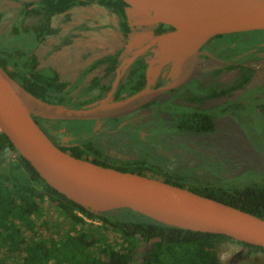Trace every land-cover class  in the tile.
Returning <instances> with one entry per match:
<instances>
[{
  "label": "trees",
  "instance_id": "1",
  "mask_svg": "<svg viewBox=\"0 0 264 264\" xmlns=\"http://www.w3.org/2000/svg\"><path fill=\"white\" fill-rule=\"evenodd\" d=\"M92 5L113 15L118 33L128 38L130 29L125 14L127 6L121 0H40L28 10L26 8L30 5H25L19 13L21 18H15L10 29V34L22 43L21 48L9 47L0 42V67L25 91L41 101L70 106L64 92L67 83L60 81L51 68L37 69V59L30 53L46 38L57 35L58 30L51 27L52 17L65 15L75 7ZM26 18L29 19L24 20ZM156 26L152 29L154 37L173 30L171 26L159 23ZM69 43V36H66L60 45ZM117 55L118 53L94 61L85 71L106 63L108 75L116 66ZM145 67L147 65L142 58L132 61L125 82L119 89H129L130 93L141 91L145 84ZM249 79L250 74L240 73L227 90L242 88ZM97 87L101 91L108 88L99 86L98 80L92 79L83 91L88 93ZM213 88L214 96L223 93L218 92L216 87ZM87 104L89 101L78 102L73 107L80 108ZM226 109H215V116L213 113L195 110L177 118L172 129L182 135L211 133L217 116L222 115ZM33 120L55 144L65 136L56 132L61 123L54 127L48 124V128L46 124L51 123L50 121L35 117ZM258 121L264 128V118H258ZM67 122L89 125L84 131L90 137H84L82 131L71 132L72 128L65 126L68 136L77 140V145L68 149L69 152L56 144L60 150L75 158L89 160L104 168L159 179L264 219V173H249L231 180L217 177L207 181L194 177L189 172L168 170L155 162L147 152H139V156L132 160L113 161L93 146V122ZM262 147L264 150V146ZM12 158L15 160H11ZM43 210L48 212L46 216L49 220L57 219L58 224L52 227L47 224ZM74 211L87 219H95L100 225L96 227L88 224L76 216ZM36 219H40L41 223H37ZM139 238L144 242L158 239L152 243L151 252L141 263H137L139 253H134ZM224 242L241 246L239 258L264 252L262 248L235 242L223 235L191 232L162 225L126 209L93 214L49 188L29 163L15 154L8 139L0 133V264H8L9 256L12 260L18 259L11 264H220L216 248Z\"/></svg>",
  "mask_w": 264,
  "mask_h": 264
},
{
  "label": "water",
  "instance_id": "2",
  "mask_svg": "<svg viewBox=\"0 0 264 264\" xmlns=\"http://www.w3.org/2000/svg\"><path fill=\"white\" fill-rule=\"evenodd\" d=\"M121 1L127 6L125 14L130 26L132 23L149 26L162 23L174 29L169 35L153 38L150 28H146L141 41L157 44L159 52L155 50L153 58L148 61L145 88L123 101L113 103L106 98L76 108L41 101L25 91L0 67V133L8 139L15 154L28 162L49 188L93 214L126 209L162 225L223 235L235 242L264 249V219L159 179L120 172L75 158L54 145L33 120L35 117L52 122H97L124 116L127 113L124 111L132 104L151 96V78L164 63H170L176 74L184 58L194 54L201 45L189 47L180 41L185 32L177 28L174 19L185 25L193 37L264 30V24L256 22L254 10L247 5L252 2L264 6V0H213L211 13L205 10L209 6L206 0ZM230 7L246 17V24L240 30H217L221 27L222 13ZM129 35V44L136 45V36ZM142 51L143 48L137 53ZM132 61L133 56L128 64ZM115 83L110 93L115 89ZM155 241L158 239L149 241L151 249Z\"/></svg>",
  "mask_w": 264,
  "mask_h": 264
},
{
  "label": "flooded vegetation",
  "instance_id": "3",
  "mask_svg": "<svg viewBox=\"0 0 264 264\" xmlns=\"http://www.w3.org/2000/svg\"><path fill=\"white\" fill-rule=\"evenodd\" d=\"M6 1H13L19 5L17 7L18 9L16 8L13 10L12 15L15 20V18H21L19 13L25 5H30L26 8V10H28L34 7L40 0H0V3ZM82 8L88 7H75V9L78 10ZM54 17L51 18V27L53 28H55V26H53ZM27 19L29 18L24 20ZM14 20L12 24L14 23ZM101 20H104V18H101ZM77 23L78 24L69 28V33L75 31L81 34L82 31L80 29L87 24V21L80 18ZM12 24L7 33L0 34L1 42H9L11 41L10 39H14V36L10 34ZM111 24L112 26L114 25V27H111L114 33V38L109 34H105V30L108 29L107 27H96V29L98 28L99 30L98 35L101 34L104 36V39L107 38L108 42L106 43L112 42L111 48L108 50L92 48L91 50H86L85 54H82L80 51L81 48L76 50L75 47L71 46L70 48L73 49L69 48V68L66 69L65 72L56 67H51L49 65V58L55 52L62 50L65 46H70L69 44L72 43V41L65 46H61L60 44L53 46L52 49L45 54L43 60H48V62L43 68H51L57 74L60 81L67 83L64 92H67L68 88L76 89L86 83L83 86L85 88L89 85V82L92 79H97L99 86L108 88L104 91L99 90L98 87L92 89L86 94L88 97L84 96L85 102H90L94 96L98 101L109 98L115 103L123 101L140 91L130 93L129 89H119L120 85L125 82L128 69L131 67L132 62L128 64L123 71L119 70L121 56L125 51L127 37H122L118 33L115 18ZM128 27L131 32L129 23ZM155 27H157L156 24L149 27L151 33L152 29ZM173 31L174 29L162 34V36L169 35ZM58 32L60 31L58 30ZM79 34H77V36H79ZM162 36H157L156 38ZM152 37L154 38V36ZM49 38L52 37L46 38L42 44L37 45L30 53V55L33 54L37 59V69H43L40 68L41 60L37 51L48 42ZM149 43L150 42L146 44ZM200 44H198L200 46L194 54H191V58L189 56L184 58L181 65L177 68L176 74L172 73L170 63H164L155 77L151 78L152 83L150 88L153 90L151 96L145 98L140 103L137 101L132 104L129 109L124 111V113L127 112L124 116L112 119H101L97 122L91 121L93 122L91 131L95 135L93 138L95 140V145L93 146L97 147L107 159L117 161L104 150L105 147L101 145L103 140H108V143H111L112 145H123L129 150H133L136 157L139 156V152L152 154V152L163 150L172 156L174 154L176 157L181 158L183 155L181 149H183L186 151L184 154L186 155L185 157L189 158L190 161H192V158L190 157L193 154H196L195 157L197 160L194 159L195 161H192L195 164L193 168L201 166L202 169H207L210 173L214 171L221 173L219 169H225L227 167L226 163L220 162L221 160H219L217 164L215 162L209 163L207 160H200L198 158L199 155L195 151L196 148L194 145L199 144L201 140L207 141L209 137L216 134L218 130L230 131L231 127L233 129L232 132L236 129L234 137L236 140H239L240 146L249 148L250 150L252 149L256 156L261 159L260 157L264 155V150L262 146L259 147L256 144L257 142L254 136L258 131L260 132L264 130L258 121V118H264V110H262V108H264V30L217 34L208 37ZM74 48L77 52L74 51ZM144 49L140 54L137 53L139 51L137 50L135 53L131 54L130 57L133 56V62L136 59L142 58L143 62L148 67V59L153 58L154 56L153 50H158L157 44H149L148 47H146L145 50ZM97 53L98 56L91 58L92 62L89 65L84 67L81 66L82 68H79L78 65H80V61H85ZM116 53H118L116 66L108 75H106V63L99 66L97 65L91 71H85L94 61L106 56L115 55ZM135 54L138 55L134 58ZM240 73L250 74L249 82L242 88L227 90ZM146 76L147 68L145 67L143 73L145 84L141 90L145 88L147 81ZM180 79L181 83L179 84L178 80ZM115 81H117V83H115ZM114 83L115 89L110 93ZM170 86L174 87L168 90H163L162 92L158 91L161 88L164 89ZM213 87H216L218 92L220 91L223 93L220 96H214L213 90L215 89ZM221 107H226L227 109L225 112H222V115L217 116V119L214 121V131L211 133L202 135H182L172 129L175 120L180 116L188 115L195 110L198 112H205L206 114L213 113L215 109ZM215 114L216 113H213V116H215ZM226 120L227 122H225ZM50 122L51 123L46 124L48 128L49 125L54 127L57 126L58 123H61L60 128H58L56 132L57 134L65 136L60 138L61 141L56 144L65 147L67 152H69L68 149L77 145V140L72 136H68L69 133L67 134V129L64 126L67 121ZM232 124H234V126ZM41 126H43V123H41ZM61 130H64V132H61ZM156 130H158V132H156ZM87 136L90 137L91 135L88 134ZM121 140H124L125 142L121 143ZM141 140L146 141L141 142ZM51 141L56 145L53 140ZM55 141L57 142V140ZM183 165H186L187 168L191 166L190 164H187V162ZM217 177L219 176L216 175L215 178ZM149 241L144 242L141 240L137 243L134 251L135 254L139 253L137 263L143 262V258L151 252L152 249Z\"/></svg>",
  "mask_w": 264,
  "mask_h": 264
},
{
  "label": "rangeland",
  "instance_id": "4",
  "mask_svg": "<svg viewBox=\"0 0 264 264\" xmlns=\"http://www.w3.org/2000/svg\"><path fill=\"white\" fill-rule=\"evenodd\" d=\"M214 1H216V0H214ZM214 1L213 0H206L205 3L208 4L209 7H211L212 5H214ZM248 4H250V9L252 10L255 3L249 2ZM18 6L19 5L13 1H6L4 3L3 2L0 3V34L7 33L10 25L12 24V22L14 20V16L12 15L13 10H15ZM206 8H207V6H206ZM206 8H205V10H206ZM102 10L98 9V11H96L94 8L90 7V9H88V10H83V9L78 10L77 9V10L71 12L69 15H59V16L54 17L53 18V26H55V28H57L60 32H58V34L56 36L49 38L48 42L39 51H37V53L40 55L39 58L41 60L40 68H43L45 65H47L48 60H43L45 54L48 53V51L50 49H52L53 46L59 45L61 40L66 36H69L70 41H72V43L69 44L70 46H67V47L65 46L62 50L57 51L54 54H52L49 58V62H50V60H52V58H55L56 66L58 67L59 70H62L64 72L66 69L69 68L68 67L69 66L68 61H70V59H69V57H70L69 48L71 46L75 47L76 50L78 48H81L80 51L82 52V54H85L86 50H88V49L91 50L92 48H101L102 50L110 49L112 46V42L106 43V42H108L107 38L104 39L103 35H101V34L98 35V31H99L98 28L100 27L101 24H98V26L92 25L91 28L94 30H90V31H88L89 27L86 26V29L84 31L81 30L83 32L81 34L75 32V31H72L71 33L74 35L73 37H71V33H69V31H70L69 28L74 25L72 23V21L70 22L69 16H71V18L75 17L73 20L75 21V23H77L80 18L84 21L92 20V19H88V18L86 19L87 16H91L93 18L95 16H98V18H100L101 15L106 14ZM211 11H212V7H211ZM211 11L208 12L206 10L207 13H211ZM66 14H68V13H66ZM66 16H67L68 21L66 20V22H65ZM241 16H242V18L244 17V15H241ZM222 19H224V20H222ZM225 19H226V17H225V10H224V12L221 15V21H223V22L220 21L222 23V24L220 23L221 25L224 24ZM241 20L242 19L240 18V20L238 22H240ZM102 26L107 27L108 29H111V25L108 26L107 24H102ZM96 27H98V28L96 29ZM130 27H131L130 35L136 36L137 44L136 45H130L131 43L129 44V42H128L129 39L127 40V42L125 44V51L121 56V64L119 67L120 71H123L126 68V66L128 65V61L131 58L130 57L131 54L135 53L137 50H141L142 48L146 49V47H148V45H149V44H146V42L141 41V40H143V38L146 34V28L150 27L149 25H147V24L138 25V24L132 23ZM178 29H181L186 33V34L184 33L182 35L183 38H181L180 41H183L189 47H195V46L197 47L198 44L202 43L206 39V37H201V36H198V37L190 36V35H192V33H190L189 31H187L183 28H178ZM107 30H105V34H109L112 38H114L113 31L110 32ZM77 34H79V36H77ZM10 40L11 41H9V42H1V41L0 42L2 44L8 45L9 47H15L16 46L18 48H21L22 43L20 41L16 40L15 38L14 39L12 38ZM150 45H154V44H150ZM75 48H74V51L77 52L75 50ZM157 48H158V46H157ZM70 49H73V48H70ZM152 49H154V48H152ZM153 52H154V50H153ZM157 52H159V48H158ZM157 55H158V53L156 54V56ZM84 56H86V55H84ZM96 56H98V53L96 55L86 59L85 61H80L79 62L80 65H78L79 68H82L81 66L84 67V66L89 65L92 62L91 58L96 57ZM188 56L190 57L191 55H188ZM148 61H149V59H148ZM166 64H169V63H166ZM154 66H156V63H154ZM175 70L176 69L171 65V71L173 74L175 73ZM85 84L86 83H84V85ZM83 86L81 85V86L77 87L76 89L68 88V91L66 92V96L70 101L69 105L71 107L75 106L76 103H78V102H85L84 96L88 97V95H86L87 93H85L83 91V89H84ZM93 101L96 102L98 100H96L95 97L93 96V98L90 102L94 103ZM90 102H89V104H91ZM225 122H227V120ZM65 123H66V125L64 124V126H66L68 128H72L71 132H73V130L74 131H82L81 134L84 137L87 135L86 131H84V130L88 129V126H89L88 123L87 124H76V123H70V122H65ZM232 125L234 126V124H232ZM79 127H81V129ZM232 130H233L232 127L230 128V131L218 130L216 132V134L210 136L207 141L201 140L199 142V144L194 145V147L196 148L195 151L199 155L198 158L200 160H207L209 163L215 162L216 164L218 163L219 160H221L220 162L226 163L227 167L225 169L224 168L219 169V171L222 174L218 173V171H214V172L210 173V172H208L207 169H202L201 166H197V168H193L195 164L192 161H195L194 159L197 160V158L195 157L196 154H193L191 157L189 156L190 158H192V161H190L189 158L185 157L186 155H184V154L186 153V151L183 149H181L183 151L182 152L183 155L181 156V158L176 157L174 154L172 156L163 150H160L157 152H152L151 155L153 156L154 161L159 162V164L163 165V167L167 168L168 170L179 171V173L189 172V173H192V175H194V177L203 178V179H206L207 181H211V179L214 180L216 175H218L221 178L231 180V178H239L241 176H244L245 174L249 175V173H261V174H263L264 173V155H262L260 157L261 159H259L258 156H256L255 152L252 149L250 150L249 148L241 147L239 140H236L234 137L235 136L234 132L236 133V129L234 130V132H232ZM263 131L264 130L260 131L258 134H256L254 136V138L257 142L256 144L259 147L264 146V132ZM120 142L124 143L125 141L121 140ZM101 145L103 147H105L104 150L112 158H114L116 160H127V159L132 160L133 158H136V154L133 153L134 151L129 150L128 148H126L123 145H112L111 143H108V140H103L101 142ZM11 160H15V158H12ZM183 160H186V161H183ZM185 162H187V164H190L191 166L189 168H187L186 165H183ZM219 174H221V175H219ZM40 212L41 211H39V214H40ZM43 214L45 216L44 218H45L46 223L49 224L51 227L54 224H58L57 219H54V220L48 219V217L46 216V214H48V212L46 213L45 210H43ZM74 214L82 220L85 219L86 221L85 220L84 221L87 222L88 224H92L93 226H96V227L100 225V223L97 222L95 219H86V217L82 216L81 214H80V216L78 214H76L75 211H74ZM36 220H37V223H39V224L41 223L40 219H36ZM42 221H43V216H42ZM241 249H242L241 246L236 244V243L224 242L222 244H219L216 248V253H217V256L219 258L220 264H264V252H256V253L250 254L244 258H239V254L241 253ZM7 259H8V261H10V262H8V264H11V263L18 260V259L12 260V259H10V256Z\"/></svg>",
  "mask_w": 264,
  "mask_h": 264
},
{
  "label": "bare ground",
  "instance_id": "5",
  "mask_svg": "<svg viewBox=\"0 0 264 264\" xmlns=\"http://www.w3.org/2000/svg\"><path fill=\"white\" fill-rule=\"evenodd\" d=\"M164 1H168V0H164ZM247 5L250 8V4H247ZM211 7L207 6V8L206 7L205 8H206V10L208 12H210L211 11ZM252 10H254V12H255V20H256V22L259 23V24H264V6L262 4L255 3V5H254ZM225 17H226V19H225L224 24L221 25L222 24L221 23L220 24L221 27L218 28L217 30H240L246 24V17L244 16L242 18V16L240 14H238L231 7L225 9ZM240 18L242 20L240 22H238L240 20ZM222 20H224V19H222ZM174 22L178 25L177 28H183V29L189 31L190 33H192L185 25H182L176 19H174ZM221 22H223V21H221ZM199 36L206 37V39H207L208 37H210L212 35L211 34H206V35H199Z\"/></svg>",
  "mask_w": 264,
  "mask_h": 264
},
{
  "label": "crops",
  "instance_id": "6",
  "mask_svg": "<svg viewBox=\"0 0 264 264\" xmlns=\"http://www.w3.org/2000/svg\"><path fill=\"white\" fill-rule=\"evenodd\" d=\"M91 8H94L96 11H98V9H101L102 10V8H98L97 6H90ZM90 7H88V8H82L83 10H88V9H90ZM75 10H77V9H75V8H72L69 12H68V14H65V15H69L71 12H73V11H75ZM80 10V9H79ZM102 11H104V10H102ZM104 13H106V14H103V15H101L100 16V18H98V16H95L94 18L93 17H91V16H87L86 17V19L88 18V19H92V20H88L87 21V24H85V26L84 27H82L80 30H82V31H84L85 29H86V26L87 27H89V29H88V31H90V30H94V29H92L91 28V26L92 25H96V26H98V24H101L100 25V27H104V26H102V24H107L108 26H110L111 25V27H114V25L112 26V24L111 23H113V21H114V16H111L109 13H107L106 11H104ZM108 14V15H107ZM64 15V14H63ZM75 18V17H74ZM74 18H71V16H69V19H70V22L72 21V23L74 24V25H76V24H78V23H75V21L73 20ZM101 18H104V20H101ZM68 21V20H67ZM112 29V28H111ZM108 30V31H112V30ZM83 33V32H82ZM74 35L71 33V37H73ZM95 45V44H94ZM52 61V62H51ZM56 61H55V58H52V60H50V62H49V65L51 66V67H56V68H58L57 66H56Z\"/></svg>",
  "mask_w": 264,
  "mask_h": 264
},
{
  "label": "built area",
  "instance_id": "7",
  "mask_svg": "<svg viewBox=\"0 0 264 264\" xmlns=\"http://www.w3.org/2000/svg\"><path fill=\"white\" fill-rule=\"evenodd\" d=\"M76 214H78L80 216V213L76 212ZM87 219V218H86ZM85 220V219H84ZM86 221V220H85Z\"/></svg>",
  "mask_w": 264,
  "mask_h": 264
}]
</instances>
